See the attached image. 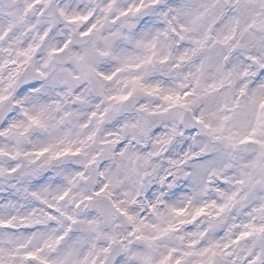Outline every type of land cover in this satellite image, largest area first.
Segmentation results:
<instances>
[{
  "label": "clouds",
  "instance_id": "1",
  "mask_svg": "<svg viewBox=\"0 0 264 264\" xmlns=\"http://www.w3.org/2000/svg\"><path fill=\"white\" fill-rule=\"evenodd\" d=\"M0 264H264V0H0Z\"/></svg>",
  "mask_w": 264,
  "mask_h": 264
}]
</instances>
